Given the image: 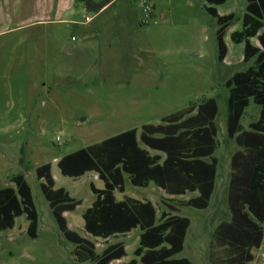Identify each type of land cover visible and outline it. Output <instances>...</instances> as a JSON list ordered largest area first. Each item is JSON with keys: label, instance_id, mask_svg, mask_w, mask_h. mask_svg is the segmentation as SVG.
Segmentation results:
<instances>
[{"label": "rangeland", "instance_id": "obj_1", "mask_svg": "<svg viewBox=\"0 0 264 264\" xmlns=\"http://www.w3.org/2000/svg\"><path fill=\"white\" fill-rule=\"evenodd\" d=\"M58 1L0 0V188L13 186L10 177L23 174L38 215L35 239L26 234L25 216L15 219L13 229L0 232V264H94L81 261L78 249L62 238L35 169L50 163L54 188L81 200L75 211L64 216L71 230L88 238L82 214L95 199L90 184L103 189V183L93 173L76 180L63 177L57 161L216 98L215 190L206 210L179 209L190 226L183 251L176 256L194 264H211V234L219 222L229 219V161L237 149L226 137L224 83L248 65L242 61L244 45L232 43L229 37L241 29L246 0H226L215 7L220 16H235L225 33L228 53L223 63L217 61V25L207 14L204 0H113L96 15L74 0H60L64 2L60 15L55 11ZM146 6L152 7L150 13L142 12ZM252 44L258 46L257 40L252 39ZM258 113L259 108L250 103L241 125L247 128ZM114 195L117 201L124 197L150 201L158 213L166 209L163 197L169 199L153 184L136 188L128 180L124 193ZM138 236L134 230L107 241L89 239L97 254L107 245L122 242L126 257L121 262H127L133 258ZM263 252L264 240L261 248L252 250L251 264H264Z\"/></svg>", "mask_w": 264, "mask_h": 264}, {"label": "trees", "instance_id": "obj_2", "mask_svg": "<svg viewBox=\"0 0 264 264\" xmlns=\"http://www.w3.org/2000/svg\"><path fill=\"white\" fill-rule=\"evenodd\" d=\"M87 13L96 15L113 0H74ZM207 14L214 18L217 61L227 54L226 30L235 20L233 14L220 16L215 7L226 0H204ZM241 29L230 34L232 43L244 45L246 69L234 73L224 83L226 99V137L237 150L230 157L227 185L229 220L215 227L209 244L211 264H251L252 250L264 240V0H246ZM259 44L254 47L250 39ZM252 103L259 108L257 119L247 128L241 125L245 109ZM218 115L216 98L204 99L178 112L162 117L159 124L142 125L99 143L89 145L61 157L56 165L63 177L76 180L93 173L103 189L90 184L95 196L82 214L83 237L68 227L65 213L75 211L81 200L72 198L63 188L55 189L51 164L35 169L40 192L51 210L62 238L75 246L81 261L111 264L126 257L122 242L107 245L101 253L94 252L89 238L109 240L139 231L133 258L118 264H194L176 256L183 251L190 226L180 208L206 210L211 202L218 172ZM23 166V159L19 161ZM125 180L136 188L153 184L167 196L196 194L172 206L157 217L150 201L129 197L117 201L114 193L125 191ZM13 186L0 188V232L11 230L15 219L25 216L30 239L37 237L38 215L30 186L23 174L9 179ZM173 201V200H171Z\"/></svg>", "mask_w": 264, "mask_h": 264}, {"label": "crops", "instance_id": "obj_3", "mask_svg": "<svg viewBox=\"0 0 264 264\" xmlns=\"http://www.w3.org/2000/svg\"><path fill=\"white\" fill-rule=\"evenodd\" d=\"M44 1V0H43ZM32 7V6H31ZM55 11H57V13L58 14H60V15H62L63 14V11H64V2H60V0L57 2V4H56V8H55ZM29 12L32 14V8H30L29 9ZM217 30V29H216ZM253 39H255V38H253ZM250 41V43L252 44V39H250L249 40ZM253 45V44H252ZM254 47H260L259 46V44H258V46L257 45H253ZM227 53H228V50H227ZM226 56H227V54H226ZM225 59H226V57H225ZM225 59L223 60V62H225ZM222 62V63H223ZM247 65V64H246ZM248 66V65H247ZM246 66V67H247ZM246 69V68H245ZM244 69V70H245ZM237 150V149H236ZM229 164H230V161H229ZM230 168V167H229ZM217 174H218V172H217ZM217 180V179H216ZM228 181H229V179H228ZM215 184H216V182H215ZM228 185V184H227ZM5 187H7V186H5ZM215 190V189H214ZM162 191V190H161ZM163 192V191H162ZM165 194V193H164ZM165 196H167L166 194H165ZM196 196V194H186V195H184V196H180V197H170V196H167L169 199H165V197H163V199L161 200V204L162 205H164V207L166 208V206H165V204H169V205H172V206H174V205H176L177 204V202L178 201H186V200H188V199H190V198H192V197H195ZM212 198V197H211ZM171 200H173V201H171ZM169 202V203H168ZM173 203H176V204H173ZM153 204V203H152ZM226 204H227V191H226ZM154 205V204H153ZM155 207V206H154ZM228 208V207H227ZM164 211H167V209H163V210H161L160 211V213L161 212H164ZM229 211V210H228ZM160 213H158V211H157V217H159V215H160ZM180 213V212H179ZM179 213H177L178 215H179ZM229 217H230V214H229ZM229 220V219H228ZM227 220V221H228ZM219 224V223H218ZM217 224V225H218ZM214 231V230H213ZM213 233V232H212ZM130 234V233H129ZM128 234V235H129ZM212 235V234H211ZM187 236V235H186ZM186 239V238H185ZM261 248V247H260ZM252 253V252H251ZM263 254H264V252H263ZM122 261V259L119 261V263ZM115 262V261H114ZM118 264V263H117Z\"/></svg>", "mask_w": 264, "mask_h": 264}, {"label": "built area", "instance_id": "obj_4", "mask_svg": "<svg viewBox=\"0 0 264 264\" xmlns=\"http://www.w3.org/2000/svg\"><path fill=\"white\" fill-rule=\"evenodd\" d=\"M151 9H152V7L146 6V7L143 8L142 12L143 13H150L151 12ZM84 20L85 21H89V18L85 17Z\"/></svg>", "mask_w": 264, "mask_h": 264}]
</instances>
